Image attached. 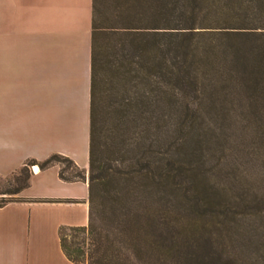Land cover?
Segmentation results:
<instances>
[{
    "label": "trees",
    "instance_id": "trees-1",
    "mask_svg": "<svg viewBox=\"0 0 264 264\" xmlns=\"http://www.w3.org/2000/svg\"><path fill=\"white\" fill-rule=\"evenodd\" d=\"M92 13L88 168L56 153L39 162L45 169L62 159L75 169L72 177L59 171L62 179L88 184L87 225L59 228L67 258L76 264H171L174 257L175 264H264V254L233 256L238 228L226 200L229 187L218 188L204 166L209 154L225 149V139L201 116L243 97L264 104V30H257L264 28L258 23L264 0H92ZM177 111L178 121L169 125ZM35 162L12 173L16 185L3 194L28 187V165ZM180 175L188 184L177 181ZM254 193L252 214H260L264 186ZM169 196L188 210L176 232H189L195 243L177 255L169 250V241L180 245L171 238ZM141 220L147 235L158 233L144 256L129 246ZM65 229L85 234L88 251L78 246L73 257Z\"/></svg>",
    "mask_w": 264,
    "mask_h": 264
},
{
    "label": "crops",
    "instance_id": "crops-1",
    "mask_svg": "<svg viewBox=\"0 0 264 264\" xmlns=\"http://www.w3.org/2000/svg\"><path fill=\"white\" fill-rule=\"evenodd\" d=\"M92 14V0H0L1 178L55 153L87 170ZM59 171L0 205V264H76L59 228L87 225L88 184Z\"/></svg>",
    "mask_w": 264,
    "mask_h": 264
},
{
    "label": "rangeland",
    "instance_id": "rangeland-1",
    "mask_svg": "<svg viewBox=\"0 0 264 264\" xmlns=\"http://www.w3.org/2000/svg\"><path fill=\"white\" fill-rule=\"evenodd\" d=\"M258 23L264 25V21H259ZM257 30L263 31L264 28H258ZM240 69L237 67V70ZM242 99L240 101L238 98L231 106L229 105L222 109L218 107V109H214V112L209 108L201 111L203 122L206 125H212V128L215 127L218 135L225 139L223 143L225 149L223 151L217 149L215 154H209L205 158L206 162L204 166L210 170L211 181H214L218 188L229 187L226 200L228 199L229 208L233 212H236L234 223H237L235 228H238L235 229L236 231H233V236L235 238L238 237L232 246V250L234 249V251L231 248L229 250L234 253L233 256L238 257L247 254L254 257L255 255L264 254V210H261L260 214H252L254 208L250 205V199L253 198L255 190L261 191V188L264 186V104H250L245 97ZM174 114L176 115L174 117H170L169 115V125L174 124L176 120L178 121L180 112L177 111ZM34 164L40 166L39 162L29 164L28 171L30 174H32L30 167ZM54 164L59 166L60 171H63L65 176L72 177L75 169L66 161L58 159L54 161ZM15 175L10 174L3 178L0 177V203H5L8 200H17L16 195L3 194L15 187ZM180 176L177 177V181L182 182L183 180L184 185L188 184L186 179H182L184 176ZM173 199L172 196H169V227L173 229L171 230V238L176 239L180 245H174L173 241H169V250L170 253L177 255L178 251L185 250L190 246L193 248L195 243L194 238L190 236L189 232H185V235L182 236L176 232L182 228L181 223L183 219L184 221L187 219L185 216L188 215V210ZM247 205H250V208ZM259 215H262V217ZM143 223L144 220H141L137 224L135 231L132 233V237L134 236V238L129 242L132 243L129 246L138 249L142 253V256L145 255L146 251L151 252L149 243L155 241L158 237V233L147 235L144 231ZM212 230L213 235L216 236L218 230ZM62 236L73 257H76L78 254L76 250L78 246L82 247L84 251H88L89 239L86 238L85 234L74 229H65L62 232ZM118 236L124 238L122 234ZM116 245L122 251H125L121 247V244ZM156 248L155 245V250ZM83 258L80 257L84 262L85 258ZM176 262L177 260L174 257L171 264H175ZM252 262L245 261L241 263L252 264ZM146 264L157 263L149 261Z\"/></svg>",
    "mask_w": 264,
    "mask_h": 264
},
{
    "label": "built area",
    "instance_id": "built-area-1",
    "mask_svg": "<svg viewBox=\"0 0 264 264\" xmlns=\"http://www.w3.org/2000/svg\"><path fill=\"white\" fill-rule=\"evenodd\" d=\"M36 169H40L37 164L31 165L30 170L32 171V173H37Z\"/></svg>",
    "mask_w": 264,
    "mask_h": 264
},
{
    "label": "bare ground",
    "instance_id": "bare-ground-1",
    "mask_svg": "<svg viewBox=\"0 0 264 264\" xmlns=\"http://www.w3.org/2000/svg\"><path fill=\"white\" fill-rule=\"evenodd\" d=\"M38 171V169H36Z\"/></svg>",
    "mask_w": 264,
    "mask_h": 264
}]
</instances>
